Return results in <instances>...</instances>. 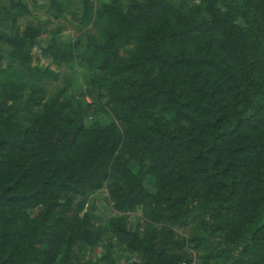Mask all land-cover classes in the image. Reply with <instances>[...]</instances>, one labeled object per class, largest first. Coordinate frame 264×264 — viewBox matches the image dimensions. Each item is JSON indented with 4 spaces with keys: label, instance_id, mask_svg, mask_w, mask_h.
<instances>
[{
    "label": "trees",
    "instance_id": "obj_1",
    "mask_svg": "<svg viewBox=\"0 0 264 264\" xmlns=\"http://www.w3.org/2000/svg\"><path fill=\"white\" fill-rule=\"evenodd\" d=\"M0 264H264V0H0Z\"/></svg>",
    "mask_w": 264,
    "mask_h": 264
},
{
    "label": "rangeland",
    "instance_id": "obj_2",
    "mask_svg": "<svg viewBox=\"0 0 264 264\" xmlns=\"http://www.w3.org/2000/svg\"><path fill=\"white\" fill-rule=\"evenodd\" d=\"M39 14H41V13H39ZM67 25H68V27H71V26H72V24H70V23H68ZM71 31H72L75 35H77V33H76L75 30H72V29H71ZM39 55H40V52L37 50V51H36V57L39 56ZM41 64H43V65H47V64H48V61H47L46 59H42ZM67 73H68V74L71 76V78H72V71H71V70H66V71H64V72H63V76H62V78H61L60 81L58 80V82H55V83L50 84V90H51L52 92L55 91V90L57 89V87L63 85V84H62V82H63V78L65 77V75H67ZM59 82H60V83H59ZM106 197H107L106 192H105V193H100V194L98 195V198H99V199H97V197H96V201H100L101 203H103V206L106 207V205H107V200H105ZM97 204L99 205V203H97ZM129 216L131 217V220H135L136 216H140V212H138V213H137V212H136V213H131V214H129ZM180 233H182V232H180Z\"/></svg>",
    "mask_w": 264,
    "mask_h": 264
}]
</instances>
